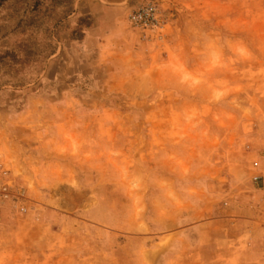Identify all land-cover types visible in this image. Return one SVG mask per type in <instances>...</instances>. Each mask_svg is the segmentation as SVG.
Listing matches in <instances>:
<instances>
[{
    "label": "rangeland",
    "instance_id": "1",
    "mask_svg": "<svg viewBox=\"0 0 264 264\" xmlns=\"http://www.w3.org/2000/svg\"><path fill=\"white\" fill-rule=\"evenodd\" d=\"M0 171V264H264V0H0Z\"/></svg>",
    "mask_w": 264,
    "mask_h": 264
},
{
    "label": "built area",
    "instance_id": "2",
    "mask_svg": "<svg viewBox=\"0 0 264 264\" xmlns=\"http://www.w3.org/2000/svg\"><path fill=\"white\" fill-rule=\"evenodd\" d=\"M157 9L154 5L148 4L146 7L141 10L133 13L131 15V21L133 23H149L150 25H155L158 23L157 19ZM2 175V171H0V176Z\"/></svg>",
    "mask_w": 264,
    "mask_h": 264
},
{
    "label": "crops",
    "instance_id": "3",
    "mask_svg": "<svg viewBox=\"0 0 264 264\" xmlns=\"http://www.w3.org/2000/svg\"><path fill=\"white\" fill-rule=\"evenodd\" d=\"M260 180V186L257 188H253L255 190V194L257 193L256 197H260V200L262 202V210H259V214H261V220L264 223V174L262 176H259ZM251 246H253L251 244Z\"/></svg>",
    "mask_w": 264,
    "mask_h": 264
}]
</instances>
